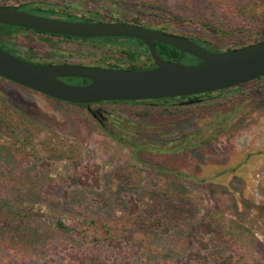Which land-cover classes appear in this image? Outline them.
<instances>
[{"label": "rangeland", "instance_id": "obj_1", "mask_svg": "<svg viewBox=\"0 0 264 264\" xmlns=\"http://www.w3.org/2000/svg\"><path fill=\"white\" fill-rule=\"evenodd\" d=\"M0 4L132 21L221 50L252 41L250 33L264 25V0ZM235 24L243 26L232 30ZM3 40L39 53L77 45L28 31ZM244 89L215 91L173 112L156 105L138 114L145 105L122 103L96 108L130 118L131 139L97 124L84 107L0 77V264H264V76ZM26 209L23 218L8 216ZM145 213L161 222L138 224ZM54 217L91 233H61ZM101 218L111 230L99 227ZM216 247L226 248L219 261ZM139 252L143 259L132 260Z\"/></svg>", "mask_w": 264, "mask_h": 264}, {"label": "water", "instance_id": "obj_2", "mask_svg": "<svg viewBox=\"0 0 264 264\" xmlns=\"http://www.w3.org/2000/svg\"><path fill=\"white\" fill-rule=\"evenodd\" d=\"M0 24L73 37L135 38L147 45L154 66L143 69L36 63L0 46V77L74 104L193 96L236 87L264 76V39L216 51L191 38L134 23L65 20L1 4ZM156 42L177 49L179 58L176 61L162 58ZM185 54L198 61L183 63ZM61 78H81L88 82L72 84Z\"/></svg>", "mask_w": 264, "mask_h": 264}, {"label": "flooded vegetation", "instance_id": "obj_3", "mask_svg": "<svg viewBox=\"0 0 264 264\" xmlns=\"http://www.w3.org/2000/svg\"><path fill=\"white\" fill-rule=\"evenodd\" d=\"M69 15L74 16V17L76 16L72 13H54V11L51 10V12L49 13V16H46V17L72 20V19L66 18ZM76 17L80 19H76L74 21H98V22L119 21V20H107V19L92 18V17H85V16H76ZM124 22L142 25V24L132 22V21H124ZM143 26H146V25H143ZM146 27L166 31L164 29L154 28L149 25H147ZM17 28H19L18 29L19 31L32 32L36 34L38 37L45 39L47 41L54 40V41H57L58 43L64 42L68 44H73L71 41L77 42V45L76 46L73 45V47L69 48L68 51H63L56 47H49L48 51L44 53H39L30 47H23V49L20 50V48L18 49L19 46L15 44L13 45L9 44V46L14 49L16 55L18 54V56L26 60L36 62V63L55 64V65L56 64H76V65L95 66V67L113 68V69H131L133 67L137 69H143V68L154 66L153 60L150 57L147 45L139 39L125 38V37L83 38V37H73V36H66V35H60V34L44 33V32H39V31L21 28V27H17ZM155 44H158V42H156ZM146 53H148L149 56H147ZM186 55L187 54H185L182 57V62L190 64L188 63L186 59ZM61 80H63L66 83H72V84H84L88 82L87 80L81 79V78H61ZM31 91L38 93L51 100L64 102L70 105L84 107L85 110L87 111V114L97 124L104 126L107 123H109L111 125H114L115 128H118L119 130H123V133H125L126 135L125 138L132 139L136 137L135 135L125 131V128H127V125L133 123L131 122L130 118H123L121 116H117L114 113L108 112L104 108L102 111H100L99 109H96L103 105L110 104V103H116L118 101H103V102L91 103V104H74V103L61 101V100L43 95L34 90H31ZM219 91H222V90H219ZM208 93L211 94L213 92H208ZM208 93H204V94H208ZM195 96L196 95L180 96V97H173V98H177L178 103L182 105V104H193L194 103V102L185 103V101L200 99V98H194ZM154 100H157V99H154Z\"/></svg>", "mask_w": 264, "mask_h": 264}, {"label": "trees", "instance_id": "obj_4", "mask_svg": "<svg viewBox=\"0 0 264 264\" xmlns=\"http://www.w3.org/2000/svg\"><path fill=\"white\" fill-rule=\"evenodd\" d=\"M1 5H6V4H1ZM7 6H11V5H7ZM12 7H15L17 9H21V10H24V11H27V12H30V13H34V14H41V15H44V16H49V13L51 12V10L48 9V8H43L41 6H31V5L28 6L26 4H22V5H18V6H12ZM210 7H213V6H209V8ZM69 16H67L66 18L72 19V20L80 19V18H78L76 16L75 17L71 16V15H69ZM169 18L178 19V17H176L175 15H173V16H171ZM242 26H243V24H235V25L232 26V30L239 29ZM246 26L247 25L245 24L244 27H246ZM259 26H260V24H259ZM151 27L158 28L156 26H151ZM11 28H14V30L11 29ZM18 29L19 28L14 27V26L0 24V46L3 47L4 49L10 51L11 53H14V54H16L14 49L9 46V43H6L3 40V37L4 36L5 37L6 36L7 37L11 36L13 33L18 32L19 31ZM253 33H254V36L251 35ZM182 36H185V35H182ZM185 37H188V38H191V39L195 40L197 43L204 45L205 47H207L210 50H216V51L217 50H221L217 46H215L214 44H211V43H209V42H207V41H205L203 39H196V38L189 37V36H185ZM251 37H252V41H250V42H248L246 44L239 45L238 47H241V46H244V45H247V44H251V43H255V42H258L260 40H263L264 39V25L262 27H259L254 32H251L250 33V37H248V38H251ZM231 48H236V47H228V48L223 49V50H228V49H231ZM156 50L159 53V55L162 58L166 59V60L176 61L179 58V56H180L179 51L177 49H175L174 47L170 46V45H165V44L158 43V44H156ZM147 56H149L148 53H147ZM186 59H187L188 63H194V62L198 61V59H196L195 57H193L191 55H188V54L186 55ZM131 69H137V68L133 67ZM261 78L262 77H259V78L255 79L253 81L247 82L245 84H242V85H239V86H236V87L228 88V89L233 90L234 88H237L236 91H243V90H245L244 88L248 89V87H250L251 85H255L256 82L259 79H261ZM224 90H227V89H224ZM208 94H210V93H208ZM208 94H199V95H196L194 98H200V97L208 95ZM116 103L129 104V105H134V104L145 105L146 109H141L140 112H136L138 114H140V113L145 114L146 111L151 110V108H153L156 105L161 106L163 109L166 108V110H169L170 112H173L174 110L179 109V108L184 107V106H190L189 104H182V105L179 104L177 98H173V97L172 98H162V99H157V100L118 101ZM136 113L133 115V117H137ZM181 197L183 199L180 198L179 201L182 202V203H186L187 199H184L183 195ZM27 212H28L27 209H26V212H23V211L20 210V211H16L15 213H10L11 215L8 214V216H9V218H11V217L12 218H14V217L16 218L15 214H17L18 217L23 218L25 215H27ZM32 214L34 216H42V213H40L39 211L34 213L33 208H32V211H31V215ZM51 220H53V226L56 229H58V231H60L61 233H69V234L74 233V234L79 235V236H80L81 233H82V235L83 234L88 235V234L91 233L88 229L83 230L82 228L78 227L77 223H74V224L66 223V221H64L60 217H54ZM169 220H171V217L169 218ZM136 221H137L138 224H143L145 222H148V223H151V224L152 223H156V222H161L158 218L151 216L149 213H145V214L141 215L138 219H136ZM99 227L100 228L102 227L103 231H105V232L108 231V230H111L110 221L108 219H102V223L99 225ZM99 227L98 226H94V228H96V229H99ZM201 244H202V247L207 248V246H206L207 244H205L203 241L201 242ZM225 250H226V248H224V247L223 248L216 247V248L213 249V254L215 256V261L216 260L219 261L221 259L220 257L224 254ZM137 259H139V260L143 259V254L141 252H139V254L132 255V260H137ZM95 264H100V263L96 262Z\"/></svg>", "mask_w": 264, "mask_h": 264}]
</instances>
